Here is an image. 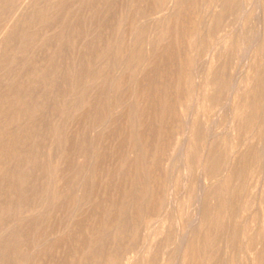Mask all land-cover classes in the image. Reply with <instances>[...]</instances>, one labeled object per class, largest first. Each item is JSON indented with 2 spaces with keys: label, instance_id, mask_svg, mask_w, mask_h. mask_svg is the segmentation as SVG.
<instances>
[{
  "label": "rangeland",
  "instance_id": "1",
  "mask_svg": "<svg viewBox=\"0 0 264 264\" xmlns=\"http://www.w3.org/2000/svg\"><path fill=\"white\" fill-rule=\"evenodd\" d=\"M0 264H264V0H0Z\"/></svg>",
  "mask_w": 264,
  "mask_h": 264
},
{
  "label": "bare ground",
  "instance_id": "2",
  "mask_svg": "<svg viewBox=\"0 0 264 264\" xmlns=\"http://www.w3.org/2000/svg\"><path fill=\"white\" fill-rule=\"evenodd\" d=\"M105 3V2H104ZM172 4V3H171ZM170 4V5H171ZM90 6V5H89ZM97 6V5H96ZM104 6V5H103ZM79 9H81V8H79ZM99 9V8H98ZM84 11V10H83ZM82 14V13H81ZM81 24V23H80ZM120 27V26H119ZM118 28V27H117ZM32 38V37H31ZM33 39V38H32ZM2 40V39H1ZM22 40V39H21ZM23 42V41H22ZM27 54V53H26ZM11 55H13V54H11ZM134 63V62H133ZM159 63V62H158ZM161 64V63H160ZM147 68V67H146ZM110 72V71H109ZM58 76V75H57ZM98 78V77H97ZM103 78V77H102ZM111 82V81H110ZM104 83V82H103ZM107 83V82H106ZM135 83V82H134ZM110 91V90H109ZM176 94V93H175ZM169 106V105H168ZM153 121V120H152ZM189 146H191V145H189ZM189 148V147H188ZM53 154V153H52ZM93 158V157H92ZM140 173V172H139ZM142 173V172H141ZM50 174V173H49ZM144 175V174H143ZM109 179V178H108ZM107 180V179H106ZM144 180V179H143ZM52 182V179H51V177H49V179H48V183H51ZM114 182V181H113ZM144 182V181H143ZM125 186V185H124ZM128 188V187H127ZM145 196V195H144ZM45 198V197H44ZM47 200V199H46ZM50 203V202H49ZM206 208H208V207H206ZM124 218V217H123ZM10 230L12 231L13 229L12 228H10Z\"/></svg>",
  "mask_w": 264,
  "mask_h": 264
}]
</instances>
